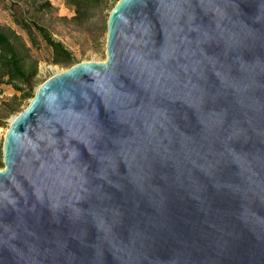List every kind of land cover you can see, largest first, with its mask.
I'll use <instances>...</instances> for the list:
<instances>
[{
    "label": "water",
    "instance_id": "obj_1",
    "mask_svg": "<svg viewBox=\"0 0 264 264\" xmlns=\"http://www.w3.org/2000/svg\"><path fill=\"white\" fill-rule=\"evenodd\" d=\"M2 162L0 264H264V0H119Z\"/></svg>",
    "mask_w": 264,
    "mask_h": 264
},
{
    "label": "trees",
    "instance_id": "obj_2",
    "mask_svg": "<svg viewBox=\"0 0 264 264\" xmlns=\"http://www.w3.org/2000/svg\"><path fill=\"white\" fill-rule=\"evenodd\" d=\"M119 1V0H118ZM116 1L110 8L107 0H64L67 8L73 12L70 22L81 30H88L91 25L93 28V40L98 41L102 34L107 33V20L110 12L117 4ZM37 12L49 13L53 7L48 1L33 0ZM12 5L11 13L13 22L28 37L27 42L11 28L0 26V85L10 87L14 91L12 98L2 104L4 115L0 116V127H6L2 121L10 116H17L23 110L20 107L34 97L37 89L38 61L33 57L31 49L36 47L35 35L40 37L45 45L51 49L53 64L71 68L80 62L73 57L63 44L56 41L50 32L34 20L25 18V12H17ZM107 10H109L107 12ZM2 147L0 146V169H3Z\"/></svg>",
    "mask_w": 264,
    "mask_h": 264
},
{
    "label": "rangeland",
    "instance_id": "obj_3",
    "mask_svg": "<svg viewBox=\"0 0 264 264\" xmlns=\"http://www.w3.org/2000/svg\"><path fill=\"white\" fill-rule=\"evenodd\" d=\"M48 1L53 7V11L49 13L37 12L33 5V0H0V26L8 27L16 31L17 34L27 42L30 46L29 40L25 32L21 31L15 25L12 18V5H18L15 10L19 13L22 9L25 12V18L34 20L38 24L44 26L52 35V37L63 44V46L71 52L74 58L80 63L95 62L103 63L106 59V39L107 33L102 34L98 41L93 40V28L91 25L88 30H81L75 27L69 20L73 16L71 9L67 8L64 0H38ZM118 0H107L109 8ZM109 10H107L108 12ZM36 47L31 49L33 57L38 61V86L53 76L68 70L66 67L53 64V55L50 48H48L40 37L35 35ZM14 91L7 86L0 85V116L5 112L2 110V104L8 102L14 95ZM24 103L20 109L26 108ZM15 117L10 116L3 119L5 125H9L10 120ZM7 128L0 127V146L3 147V141ZM2 170V169H0Z\"/></svg>",
    "mask_w": 264,
    "mask_h": 264
}]
</instances>
